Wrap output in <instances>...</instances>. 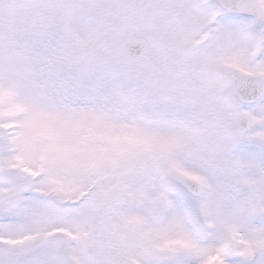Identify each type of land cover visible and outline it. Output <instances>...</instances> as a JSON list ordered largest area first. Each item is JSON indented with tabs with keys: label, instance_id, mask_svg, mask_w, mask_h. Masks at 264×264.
I'll return each mask as SVG.
<instances>
[{
	"label": "rangeland",
	"instance_id": "obj_1",
	"mask_svg": "<svg viewBox=\"0 0 264 264\" xmlns=\"http://www.w3.org/2000/svg\"><path fill=\"white\" fill-rule=\"evenodd\" d=\"M211 16L205 0H0V244L25 257L66 234L79 264H108L104 241L127 242L108 246L139 264H153L144 246L156 264H264V182L252 185L264 172V100L238 112L219 97L221 67L264 75V38L253 49L243 22L219 18L201 30ZM130 37L149 50L123 63L117 46ZM239 113L252 122L245 151L224 140ZM155 157L198 186L203 241L157 171L120 172ZM225 235L229 261L217 250ZM18 256L11 264L58 263Z\"/></svg>",
	"mask_w": 264,
	"mask_h": 264
},
{
	"label": "water",
	"instance_id": "obj_2",
	"mask_svg": "<svg viewBox=\"0 0 264 264\" xmlns=\"http://www.w3.org/2000/svg\"><path fill=\"white\" fill-rule=\"evenodd\" d=\"M216 3L220 6L223 5L225 10H238L239 14L249 16L254 15L258 9L257 0H237L236 2L228 0H220ZM118 51L121 58L125 61L132 60L146 53L147 45L142 40L128 39L121 42L118 46ZM231 81L230 88L234 90V94L238 101L243 104H252L257 101L262 94H264V77L259 74L246 75L237 70L229 73ZM239 91V92H238ZM243 129L246 128L247 121L243 120ZM169 171L170 175L179 180L190 189H194V183L184 177L174 173L169 167L164 166L162 172ZM196 189V188H195ZM110 264H131L119 257L114 258Z\"/></svg>",
	"mask_w": 264,
	"mask_h": 264
},
{
	"label": "flooded vegetation",
	"instance_id": "obj_3",
	"mask_svg": "<svg viewBox=\"0 0 264 264\" xmlns=\"http://www.w3.org/2000/svg\"><path fill=\"white\" fill-rule=\"evenodd\" d=\"M233 134H234L235 138L238 139V138L245 137L246 132L233 133ZM261 170H263L262 167H261V169H260V173L258 174V175H259V180L256 181V182L254 181L253 185H257V184L261 185V183L264 182V172H263V171L261 172ZM257 188H258V187H257ZM250 192H251V194L254 193V192L251 191V190H250ZM255 192H257V190H256ZM257 193H258V192H257ZM251 197H252V201H253V202H256V199H255V197H254L253 194L251 195ZM259 197H260V199H259V201H258L259 203L257 204V202H256V205L260 208V210H261V209L264 210V191H263V192L259 191ZM217 250H218L221 254H223V256H225V259L228 260V261H229V259H230L231 257H233V255H234V254L231 253V254L228 256V254H227V252L229 251L228 249L225 250V251L223 252V248L221 247V241H220V240L217 241ZM211 264H219V263L212 262Z\"/></svg>",
	"mask_w": 264,
	"mask_h": 264
}]
</instances>
